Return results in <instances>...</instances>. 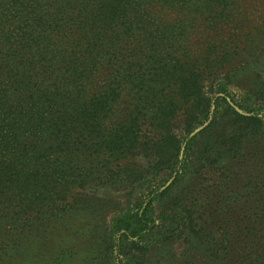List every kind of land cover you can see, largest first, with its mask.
Returning <instances> with one entry per match:
<instances>
[{
    "label": "trees",
    "instance_id": "16d2710c",
    "mask_svg": "<svg viewBox=\"0 0 264 264\" xmlns=\"http://www.w3.org/2000/svg\"><path fill=\"white\" fill-rule=\"evenodd\" d=\"M246 2L0 0V264L14 261L19 236L48 235L102 188L145 186L150 177L175 173L169 186L153 187L160 199L190 172L198 186L212 177L225 187L234 218L238 197L252 200L237 231L209 243L229 264H264V117L223 98L211 118L213 98L201 82L226 61H213L215 29L242 26ZM75 37L86 47H69ZM158 47H177L179 56L168 65ZM240 159L256 175L241 187L233 170ZM184 212L192 237L209 236L201 217L192 225L194 212ZM151 224L145 208L115 217L111 230L141 238Z\"/></svg>",
    "mask_w": 264,
    "mask_h": 264
},
{
    "label": "rangeland",
    "instance_id": "374dc122",
    "mask_svg": "<svg viewBox=\"0 0 264 264\" xmlns=\"http://www.w3.org/2000/svg\"><path fill=\"white\" fill-rule=\"evenodd\" d=\"M242 9V26L224 29L220 25L215 29L218 36L213 41L218 46L214 47L217 54L213 61L217 62L221 57L226 61L219 62L222 68L217 66L220 69L217 75H211L207 71V75L201 79L205 92L213 98L211 118L217 107L219 110L223 109V98L243 112L245 110L238 104L247 103L264 117V3L260 0H247ZM237 33L241 34L239 43L235 41L233 44ZM86 42L82 37H75V44L68 46L80 48L84 43L83 47H86ZM236 44L238 47H234ZM208 48L193 47V51L205 52ZM177 49L158 47L159 56L170 65L179 56ZM149 54L148 50L147 55ZM198 63V68L205 65L203 60ZM216 83L224 84L226 91L219 92ZM175 119L178 133L183 134L181 117L177 116ZM207 123L208 121L204 126ZM203 127L195 129L190 137L195 136ZM184 146L183 144L180 165L184 163ZM233 170H237L235 184L240 187L256 177L255 172H246L243 159L235 162ZM174 177L175 173H162L157 178L150 177L152 180L145 186L123 182L102 188L96 193L94 203L82 210L67 213L60 223L51 226L48 235H41V231L33 230L19 236L18 253L13 255L14 261L2 260L1 264H229L224 251L216 252L211 244L214 242L212 240L216 239L218 243L226 240L225 235L231 227L237 231L236 225L242 218L239 215L254 206L252 200L246 203V197H238L234 208L240 214L234 218L224 201L225 187L221 184L217 187L212 177L200 187V180L193 179L191 172L162 198L156 197L153 187L157 185L158 188L154 190L161 191L159 188L169 186ZM145 208L148 209V216L152 218L153 224L141 238L125 239L126 232L123 230H111L115 217L129 211H143ZM185 209L194 212L192 225L198 221L197 218H202L209 236H191V219L187 217ZM110 232H113L112 237ZM133 243H138L144 249L139 251ZM238 244L241 243L238 241ZM251 258L258 257L253 254Z\"/></svg>",
    "mask_w": 264,
    "mask_h": 264
}]
</instances>
